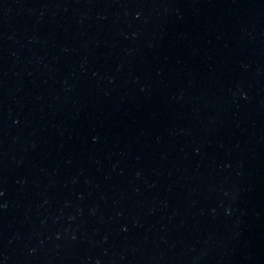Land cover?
I'll return each instance as SVG.
<instances>
[{
	"label": "water",
	"instance_id": "water-1",
	"mask_svg": "<svg viewBox=\"0 0 264 264\" xmlns=\"http://www.w3.org/2000/svg\"><path fill=\"white\" fill-rule=\"evenodd\" d=\"M0 264H264V0H0Z\"/></svg>",
	"mask_w": 264,
	"mask_h": 264
}]
</instances>
